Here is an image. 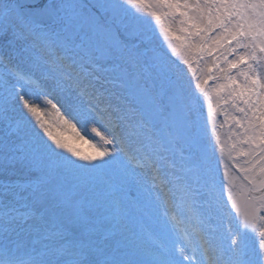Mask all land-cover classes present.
Masks as SVG:
<instances>
[{
    "label": "snow or ice",
    "instance_id": "1",
    "mask_svg": "<svg viewBox=\"0 0 264 264\" xmlns=\"http://www.w3.org/2000/svg\"><path fill=\"white\" fill-rule=\"evenodd\" d=\"M0 264H264V0H0Z\"/></svg>",
    "mask_w": 264,
    "mask_h": 264
},
{
    "label": "rangeland",
    "instance_id": "2",
    "mask_svg": "<svg viewBox=\"0 0 264 264\" xmlns=\"http://www.w3.org/2000/svg\"><path fill=\"white\" fill-rule=\"evenodd\" d=\"M93 1H95V0H93ZM155 30H156V33H157V36H158V38L155 40V45L157 46V45L160 44V42H163V40H166V39L164 38L162 30L159 28V26H158L157 29L155 28ZM211 87H212V85L209 86V88H211ZM217 111H218V115L216 116L215 121H213V118L210 115V110L208 108L207 99L204 98V105H203V109H202V112H201V124L202 125H206L207 133L209 132L210 129L211 130H215L216 135L222 133V131L219 128V125H220L219 118L221 120L223 112L220 111L219 109ZM47 119H54V117L53 116H49ZM77 127H78V129H80L81 135H84L85 140H88V139L92 138V134L90 133V129L87 130V134H85V130L82 128V126L77 125ZM55 130L56 129H54V131ZM226 136L227 135H225V138H226ZM65 137L69 139V142L71 144H73V146L79 148L84 154H92L93 153V149L90 148L87 143H84L83 141H81L79 139L71 138V137L68 136L67 133H65ZM220 139H221V136H220ZM224 164H225V162H221V166L219 167V170H220L221 174H224V172H225ZM235 174L236 173H233L231 171V175H232V177L234 179V182L236 183L237 186H242V189H240V188L239 189L243 192V186H244V183H245L243 181V173H240L239 177L234 176ZM242 183H243V185H242Z\"/></svg>",
    "mask_w": 264,
    "mask_h": 264
}]
</instances>
